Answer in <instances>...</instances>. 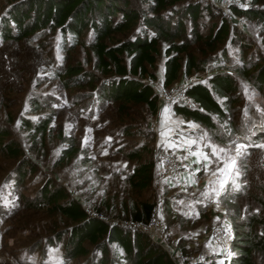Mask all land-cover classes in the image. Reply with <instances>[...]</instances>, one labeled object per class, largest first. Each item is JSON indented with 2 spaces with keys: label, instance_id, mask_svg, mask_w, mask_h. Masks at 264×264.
<instances>
[{
  "label": "rangeland",
  "instance_id": "obj_1",
  "mask_svg": "<svg viewBox=\"0 0 264 264\" xmlns=\"http://www.w3.org/2000/svg\"><path fill=\"white\" fill-rule=\"evenodd\" d=\"M224 1H209L214 15L204 9L198 17L204 34L214 32L226 15ZM12 2L0 0V13ZM243 2L248 4L249 0ZM183 3L180 0L176 5ZM227 10L236 15L234 20L244 21L243 27L231 25L215 50L202 43L191 50L199 57H210L226 49L232 59L219 65L231 66L233 61L240 62L242 43L247 41L246 52L251 60L264 59L263 21L258 16L236 14L230 7ZM186 23L190 26L187 19ZM125 37V32H117L110 42ZM81 38L73 46L71 35L59 27H46L18 41L3 40L0 34V130L6 133L0 142V264H98L101 251L88 241L87 254L68 260L64 257L67 233L51 244L50 238L57 239V233L68 231L75 222L48 207L28 203L49 181L64 188L67 198L77 199L88 211L110 222L133 226L132 207L143 201L153 202L166 226L164 237L170 245L178 246L175 248L197 261L229 264L233 250L223 255L207 233L224 225L225 219L235 227L236 220L245 219L247 214L264 213L258 200L264 195V89L237 74L241 100L235 103L233 120L244 132L227 131L232 136L227 142L220 141L203 124L183 116L189 128L183 125L180 132L193 137V147L201 150L200 171L191 185L170 183L154 165L150 183L139 186L134 183L140 178L139 164L155 157L157 132L151 126L154 119L146 121L148 113L142 104H133L124 113L116 103H100L93 98L89 84L67 85L64 68L73 64H82L101 78L110 76L94 66L92 29ZM165 46L162 41L161 48ZM164 59L162 50L157 75H162ZM210 73L206 68L191 76L182 74L174 84L207 82ZM159 79L148 81L155 80L153 84L160 88ZM172 112L176 114L173 109ZM42 120L47 121L44 133L28 125ZM149 129L154 130L153 137ZM6 143L17 146L20 153L8 152ZM240 145L245 147L237 153ZM143 146L149 149L141 151V156L130 155ZM72 150L74 153L69 154ZM232 160L234 167H225ZM23 169L25 175L21 173ZM224 193H235L237 198L225 200ZM259 230L264 232V227ZM203 235L207 240L202 243ZM114 252L122 253L123 249L113 243L107 256ZM254 258L256 264H264L261 253L255 252Z\"/></svg>",
  "mask_w": 264,
  "mask_h": 264
},
{
  "label": "trees",
  "instance_id": "obj_2",
  "mask_svg": "<svg viewBox=\"0 0 264 264\" xmlns=\"http://www.w3.org/2000/svg\"><path fill=\"white\" fill-rule=\"evenodd\" d=\"M177 1L180 0H13L5 12L0 13V34L3 40L18 41L46 27H59L63 33L71 35L74 46L82 41L81 36L91 28L93 38L90 47L95 56L94 66L110 76L101 78L82 64H73L64 68L67 85L89 84L93 98L100 103H116L124 113H128L133 104H142L148 113L146 121L154 119L159 109L158 88L148 79L158 78L156 68L162 50L165 54V86L177 82L182 74L191 76L195 71L208 68L211 73L207 82L193 80L187 86L192 104L176 102L172 109L176 114L203 124L216 138L227 142L232 139L227 131L244 132L233 120L235 103L241 100L237 74L252 79L259 88L264 89V59L251 60L246 52L249 48L247 41L242 43L240 62L233 61L231 66L219 65L222 61L232 59L226 49L214 52L210 57L197 56L191 50L193 45L202 43L215 50L216 43L225 38L230 26H239L231 23L225 15L214 32L204 34L198 17L204 9L214 15L210 9L211 3L207 0H184L178 6ZM230 8L236 14L258 16L264 23V0H249L248 4L242 0V5L232 3ZM117 32H125L126 37L111 43L112 35ZM162 41L166 43L164 49L161 48ZM28 125L36 126L43 133L47 129V121L44 120L37 125ZM154 133L153 129H149L152 137ZM5 135L0 130V142ZM4 147L14 155L20 153L19 148L12 144L6 143ZM146 149L149 147L136 148L130 155L141 156V151ZM73 153L72 150L69 154ZM154 165L155 157L154 160L141 162L137 168L140 178L134 183L139 186L149 184ZM25 172L21 170L24 175ZM67 197L64 188L49 181L35 198L28 200L33 207H48L75 222L68 231L57 233V239L50 238L51 244H55L68 234L64 245L65 259L87 254L88 241L101 251L98 264H176L167 249L155 242L147 232L128 224L110 222L88 211L77 199ZM222 198L235 199L237 195L224 193ZM258 200L264 209V195L258 196ZM154 206L150 201L133 206L131 218L149 221ZM261 226L264 227L263 212H252L245 219L236 220L229 264H256L255 252L264 256V232L259 230ZM113 243L120 246L123 252H114L108 257ZM187 262L225 264L216 260L209 263Z\"/></svg>",
  "mask_w": 264,
  "mask_h": 264
},
{
  "label": "built area",
  "instance_id": "obj_3",
  "mask_svg": "<svg viewBox=\"0 0 264 264\" xmlns=\"http://www.w3.org/2000/svg\"><path fill=\"white\" fill-rule=\"evenodd\" d=\"M214 1V0H207ZM232 3L242 5V0H225L223 2V10L231 23L243 27L244 21L234 20L235 15H230L227 8ZM155 80L152 81L154 83ZM189 83H176L169 86L161 85L159 92V109L151 122V126L157 132V143L154 145L155 166L159 167L170 183H182L192 169L193 163L190 158V148L186 146L176 147L174 149L163 146L160 142V113L165 106H173L176 102H185L192 104L187 94V86ZM132 225L142 231L147 232L150 237L157 243L162 244L168 253L174 258L176 264H184L187 261H197L193 256L186 255L180 248H175L165 243L166 226L160 220L158 215V207L154 206L152 215L147 222L134 221ZM210 237L214 241V245L218 247L223 255H227L233 248L235 238L234 224L228 220L224 225H218L210 230Z\"/></svg>",
  "mask_w": 264,
  "mask_h": 264
},
{
  "label": "crops",
  "instance_id": "obj_4",
  "mask_svg": "<svg viewBox=\"0 0 264 264\" xmlns=\"http://www.w3.org/2000/svg\"><path fill=\"white\" fill-rule=\"evenodd\" d=\"M161 74L162 75H158L160 79L157 82L163 84V70H162ZM158 86L159 85H156L157 88H158ZM166 109H167V111H165ZM160 123H161L160 124V142L163 146H166V147L172 148V149H174L176 147H180V146H186L187 148H190V158H191L192 163H193V169H192L191 173L185 177L183 182L187 185H191L193 180H194V177L197 174H199V171H200V167H201L200 161L201 160L199 159V157L201 155V150L199 148H196V146L193 147V144H192V142L194 141V140H192L193 137H187L184 135V133L180 132V129L184 127L183 125H186V128H189V127H187V126H189V125H187V124H189V122L185 121V119L183 118V115L174 114L172 112V107H163L161 109V113H160ZM190 123H192V122H190ZM181 126H183V127H181ZM197 177H198V175H197ZM199 183L201 184L200 181H199ZM213 215L218 216L216 214H213ZM222 219H223V217H222ZM228 220L229 219H225L224 221H228ZM209 233H210V231L207 233L208 237H210ZM205 235H203V237H202V238H204L203 241H201L202 243L207 240ZM165 243H166V245H169L172 247H178V246L170 245L167 242L166 238H165Z\"/></svg>",
  "mask_w": 264,
  "mask_h": 264
},
{
  "label": "snow or ice",
  "instance_id": "obj_5",
  "mask_svg": "<svg viewBox=\"0 0 264 264\" xmlns=\"http://www.w3.org/2000/svg\"><path fill=\"white\" fill-rule=\"evenodd\" d=\"M165 111H167V109ZM192 143H194V141ZM243 147H245V146L244 145L238 146L237 149H236L237 153H239L240 152V149L243 148ZM262 147H264V146H262ZM220 151H224V150L223 149H220ZM213 154L215 155V150H213ZM204 158L206 160L208 159L207 154H205ZM234 165H235V160H232L231 163L230 164H226L225 167L231 169L232 167H234ZM221 171H224V169H221Z\"/></svg>",
  "mask_w": 264,
  "mask_h": 264
}]
</instances>
